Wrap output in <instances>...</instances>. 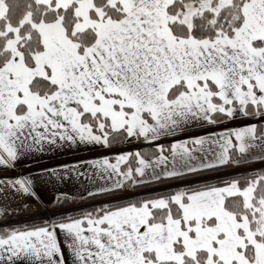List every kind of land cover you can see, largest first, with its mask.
<instances>
[{"label": "snow or ice", "instance_id": "1", "mask_svg": "<svg viewBox=\"0 0 264 264\" xmlns=\"http://www.w3.org/2000/svg\"><path fill=\"white\" fill-rule=\"evenodd\" d=\"M133 142L0 176V264H264V0H0V170Z\"/></svg>", "mask_w": 264, "mask_h": 264}, {"label": "crops", "instance_id": "2", "mask_svg": "<svg viewBox=\"0 0 264 264\" xmlns=\"http://www.w3.org/2000/svg\"><path fill=\"white\" fill-rule=\"evenodd\" d=\"M239 123H244V121H237L235 124L232 121H227L225 123H222L220 125L216 126H207L205 128H194L190 129L188 133L184 135H178L176 137H169L165 138L161 142L167 145L168 143L172 142L173 140L176 139H183L187 135H192V134H199V135H204L207 132H212V131H221L225 127H232L236 126V124ZM144 147H149L146 143L144 144H138L136 142H133L131 144H124V145H116L112 149H103L97 146L95 149L92 151H80L76 153H68V154H63V155H57L52 159L49 158H44L40 160L38 163L34 162L32 160H23L18 162V167L15 172L8 171L4 172L0 170V176H14L18 173H26V172H36L39 169L40 164H47L48 166H54L58 163H74L77 160H86V159H93L97 158L99 156H103L105 154L108 155H114L117 152L121 151H134L137 148L141 151L142 148ZM84 185L81 184L78 181L75 180H69L66 183L63 184H58V185H51V184H38L37 185V193L40 197L39 201L36 200H29V209L24 211L21 215L15 216V215H9V219H15L16 217H20L23 214L29 212L31 214H42L45 210L49 209H56L53 207V202L54 199L58 196L60 191H63L64 193L68 194L69 196L75 197L73 200H71L64 208V210L71 208L73 203H80L83 201L85 198H87L86 193L83 191ZM81 196H83V200H81ZM14 207H16L14 205ZM20 208L23 210V205L20 206ZM70 259V257H69Z\"/></svg>", "mask_w": 264, "mask_h": 264}, {"label": "built area", "instance_id": "3", "mask_svg": "<svg viewBox=\"0 0 264 264\" xmlns=\"http://www.w3.org/2000/svg\"><path fill=\"white\" fill-rule=\"evenodd\" d=\"M54 211H63L64 213H68L71 210H60V209H55V210H45L42 214H31L29 212L23 214L19 221H25L27 220L28 222L34 221L36 218H47L52 212Z\"/></svg>", "mask_w": 264, "mask_h": 264}, {"label": "trees", "instance_id": "4", "mask_svg": "<svg viewBox=\"0 0 264 264\" xmlns=\"http://www.w3.org/2000/svg\"><path fill=\"white\" fill-rule=\"evenodd\" d=\"M150 150H151L150 147H144V148L141 149V152H148V151H150ZM253 167H259V165H253ZM82 202H83V205H84V206H88V204L90 203L88 197L85 198ZM99 202H100V201H96L95 203H99ZM72 206H73V205H72ZM75 206H76V205H75ZM65 214H74V211H70V212L65 213ZM18 218H19V217H16L14 220H18ZM19 219H20V218H19ZM8 222H11V221L8 220ZM31 222H33V221H31Z\"/></svg>", "mask_w": 264, "mask_h": 264}, {"label": "rangeland", "instance_id": "5", "mask_svg": "<svg viewBox=\"0 0 264 264\" xmlns=\"http://www.w3.org/2000/svg\"><path fill=\"white\" fill-rule=\"evenodd\" d=\"M75 205H76V206H75ZM81 206L84 207L82 201H81L80 203H73V206H71V208H77V209H79ZM11 220H13V219H9V221H11Z\"/></svg>", "mask_w": 264, "mask_h": 264}]
</instances>
